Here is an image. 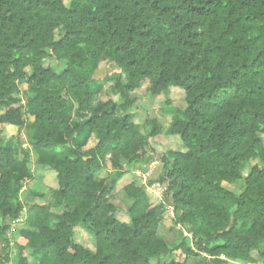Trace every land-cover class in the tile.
<instances>
[{
  "label": "trees",
  "instance_id": "1",
  "mask_svg": "<svg viewBox=\"0 0 264 264\" xmlns=\"http://www.w3.org/2000/svg\"><path fill=\"white\" fill-rule=\"evenodd\" d=\"M63 1L0 0V134L16 128L55 186L52 203L40 185L23 203L28 166L12 180L16 147L0 138V264H264V0ZM106 58L123 103L94 107L86 85ZM144 80L150 96L181 90L184 107L164 102L171 121H145L142 136L132 111ZM159 135L186 152L160 158L163 201L150 203L151 182L122 189L120 222L116 183L152 160ZM168 210L180 232L171 246L159 236ZM76 226L94 252L75 243Z\"/></svg>",
  "mask_w": 264,
  "mask_h": 264
},
{
  "label": "rangeland",
  "instance_id": "2",
  "mask_svg": "<svg viewBox=\"0 0 264 264\" xmlns=\"http://www.w3.org/2000/svg\"><path fill=\"white\" fill-rule=\"evenodd\" d=\"M70 0H64V4L68 6ZM62 35V31L57 29L53 38L55 40L59 39ZM109 59H104L97 67L94 73V79L99 81L91 83L88 82L86 87L89 92L94 94V102L93 106L97 107L98 104L104 103L107 101H111L116 105H121L123 103V99L119 94L115 93L113 90L115 84V77L106 76V70L109 69L111 65L108 61ZM47 63H45L46 65ZM85 77L89 78V73H85ZM107 77V78H106ZM149 86V83L144 80L140 84V89L134 94L137 98L141 99L140 104L135 107L132 111L133 114V124L138 131L139 134L145 136V121H155L158 126L163 127L171 121V118L168 114H163V103L166 102L168 105L183 108V98L182 91L177 88H170L167 95H158V96H150L146 94V90ZM73 118L78 123H82L86 120V115H82L75 111L73 108L71 112ZM86 132V131H85ZM17 136L18 131L16 128L3 125L2 131L0 134V138L3 143L13 145L16 147V154L14 160V166L17 170L13 171L10 174V178L15 180L21 176V171L18 169L24 162H26L29 175L31 178L23 183L21 188L20 199L25 204H30L33 202L34 198L31 195V191L37 189V185H40L45 193V196L51 201L55 192L54 181L51 176L45 173L40 167H38L35 162V156L31 153V150L27 147L24 140L22 145L17 146ZM161 137H155L149 139L147 141V147L145 148L146 155L152 157V160L145 166L136 171L135 173H125L116 183V198L112 200L113 205L117 209L115 218L123 223H128L129 218L126 213V204L123 201V191L122 189L128 184L134 182L137 186L140 185H148V183H152L148 185V190L150 194V203L153 205L157 204L160 201L164 200L166 185L158 184L155 181L159 178L161 163L160 158L163 155H166L168 152H186L185 147L180 141L178 136H167L159 135ZM264 141V139H263ZM96 141L94 136H92L87 145L82 148L83 151H87L89 148H92L95 145ZM258 159L254 158L250 161L246 162L242 167V173L244 176L248 174L251 167L255 166L258 163ZM106 170L110 173H113L114 163L107 162ZM223 187L235 193L236 195L240 194V186H231L227 184H223ZM54 205H57L54 203ZM16 224V223H15ZM0 225H1V217H0ZM11 225H14L12 223ZM159 236L163 239L169 246L173 245L176 241L180 239L179 228L175 227L172 222V215L170 214V210H168L166 214V218L159 229ZM73 239L75 243L83 246L91 252L95 250V240L92 235H90L86 229L82 226H76L73 229ZM1 248V241H0ZM254 257L257 258V253H254ZM169 258H162L160 260L161 264L166 263ZM196 259L191 258L189 260V264H195ZM12 264V263H10Z\"/></svg>",
  "mask_w": 264,
  "mask_h": 264
}]
</instances>
